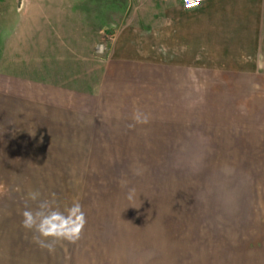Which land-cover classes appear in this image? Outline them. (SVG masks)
<instances>
[{
  "label": "rangeland",
  "instance_id": "1",
  "mask_svg": "<svg viewBox=\"0 0 264 264\" xmlns=\"http://www.w3.org/2000/svg\"><path fill=\"white\" fill-rule=\"evenodd\" d=\"M152 2L171 0H0V264H264V127L243 99L217 128L198 110L94 137L42 127L41 85L92 92L110 38ZM30 190L79 201L77 243L34 241Z\"/></svg>",
  "mask_w": 264,
  "mask_h": 264
},
{
  "label": "crops",
  "instance_id": "2",
  "mask_svg": "<svg viewBox=\"0 0 264 264\" xmlns=\"http://www.w3.org/2000/svg\"><path fill=\"white\" fill-rule=\"evenodd\" d=\"M145 5L135 25L110 38L92 92L41 85L47 133L85 129L94 137L138 129L134 114L169 124L190 121L196 110L217 128L239 120L242 99L247 122L264 127V0H205L191 10L179 0Z\"/></svg>",
  "mask_w": 264,
  "mask_h": 264
},
{
  "label": "clouds",
  "instance_id": "3",
  "mask_svg": "<svg viewBox=\"0 0 264 264\" xmlns=\"http://www.w3.org/2000/svg\"><path fill=\"white\" fill-rule=\"evenodd\" d=\"M133 118L137 123L147 122L146 118L141 120L139 114H134ZM134 195L135 190L129 189L128 199L131 200ZM28 201L35 204L34 209L27 206ZM25 205L22 227L33 233L34 241L42 248L52 252L59 242L75 244L81 239L87 220L79 201L62 209L54 199H42L38 190H30Z\"/></svg>",
  "mask_w": 264,
  "mask_h": 264
},
{
  "label": "built area",
  "instance_id": "4",
  "mask_svg": "<svg viewBox=\"0 0 264 264\" xmlns=\"http://www.w3.org/2000/svg\"><path fill=\"white\" fill-rule=\"evenodd\" d=\"M179 1L181 2L184 9L191 10V9L198 8L199 6H201V4L205 0H179ZM100 47L103 48V45H101Z\"/></svg>",
  "mask_w": 264,
  "mask_h": 264
}]
</instances>
